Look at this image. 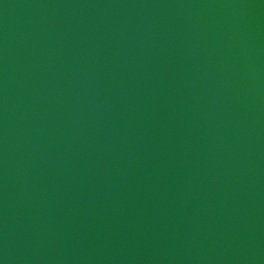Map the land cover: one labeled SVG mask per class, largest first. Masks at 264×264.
Returning <instances> with one entry per match:
<instances>
[{"label":"water","instance_id":"95a60500","mask_svg":"<svg viewBox=\"0 0 264 264\" xmlns=\"http://www.w3.org/2000/svg\"><path fill=\"white\" fill-rule=\"evenodd\" d=\"M0 264H264V0H0Z\"/></svg>","mask_w":264,"mask_h":264}]
</instances>
